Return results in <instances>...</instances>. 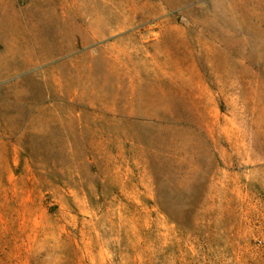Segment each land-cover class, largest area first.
I'll list each match as a JSON object with an SVG mask.
<instances>
[{
    "label": "rangeland",
    "instance_id": "1",
    "mask_svg": "<svg viewBox=\"0 0 264 264\" xmlns=\"http://www.w3.org/2000/svg\"><path fill=\"white\" fill-rule=\"evenodd\" d=\"M0 264H264V0H0Z\"/></svg>",
    "mask_w": 264,
    "mask_h": 264
},
{
    "label": "built area",
    "instance_id": "2",
    "mask_svg": "<svg viewBox=\"0 0 264 264\" xmlns=\"http://www.w3.org/2000/svg\"><path fill=\"white\" fill-rule=\"evenodd\" d=\"M261 244V242H259Z\"/></svg>",
    "mask_w": 264,
    "mask_h": 264
}]
</instances>
